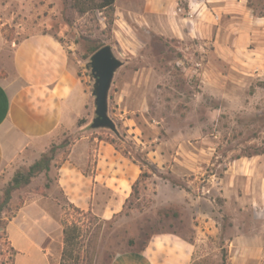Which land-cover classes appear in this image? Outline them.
I'll return each instance as SVG.
<instances>
[{"label": "rangeland", "instance_id": "374dc122", "mask_svg": "<svg viewBox=\"0 0 264 264\" xmlns=\"http://www.w3.org/2000/svg\"><path fill=\"white\" fill-rule=\"evenodd\" d=\"M184 4L180 0V6ZM71 5L72 0H0V22L6 23L7 36L17 26L20 36L49 33L57 38L89 98L80 124L86 136L113 140L114 148L140 164L148 177L140 183L138 199L131 198L121 214L104 222L68 206L56 188L51 165L48 173L12 190L10 201L0 209V264H11L13 258L5 233L8 219L18 207L37 199L53 203L62 230L63 223L76 227L77 243L83 245L79 259L78 244L71 257L61 259L62 236L56 238L51 253L57 264H109L115 254L139 249L152 234L169 231L195 237L191 264H264V197L251 194L241 204L236 199V207L233 199L224 203L215 184L231 162L264 158L263 68L243 75L215 65L218 75L215 70L206 73L209 45L165 38L134 23L109 28L106 12L80 14ZM249 6L253 14L264 15V0H249ZM97 45L110 46L122 62L108 93V116L116 134L90 127L95 107L86 66ZM230 71L240 78L219 75ZM79 139L77 131L59 133L26 150L0 173V205L15 172L27 171L52 146L56 163ZM156 157L165 159L162 167L152 162ZM243 235L249 241L230 244Z\"/></svg>", "mask_w": 264, "mask_h": 264}, {"label": "crops", "instance_id": "0c3cea01", "mask_svg": "<svg viewBox=\"0 0 264 264\" xmlns=\"http://www.w3.org/2000/svg\"><path fill=\"white\" fill-rule=\"evenodd\" d=\"M179 3L114 0L113 23L117 29L134 23L165 38L209 45L206 73L215 70L218 75L215 65L243 75L264 70V15L253 14L249 0H185L184 14L177 13ZM4 26L6 23L0 22V173L26 150L50 141L53 135L80 132V139L56 170V188L67 204L110 221L125 209L131 187L141 174L139 165L109 142L90 139L85 127L77 125L89 110V98L57 38L49 33L20 36L14 26L15 33L7 40L1 31ZM233 71L219 75L240 78ZM163 160L152 158L158 167ZM245 160L231 162L215 179L225 204L233 199L237 207L251 194L264 197V158L256 155ZM184 164L192 163L184 160ZM249 183L255 186H247ZM173 196L174 191L168 197ZM58 213L53 203L43 199L17 210L5 226L13 251L11 264H57L51 247L62 236ZM248 238L236 237L230 244L246 243ZM195 243L192 234L160 232L139 249L115 254L109 264H191Z\"/></svg>", "mask_w": 264, "mask_h": 264}, {"label": "trees", "instance_id": "16d2710c", "mask_svg": "<svg viewBox=\"0 0 264 264\" xmlns=\"http://www.w3.org/2000/svg\"><path fill=\"white\" fill-rule=\"evenodd\" d=\"M71 7L75 8V10L80 14H87V13H91V12L93 13L95 11L106 12V16H107L106 22H105L106 26L110 28L113 25L114 13H115L114 0H97V1L96 0H72ZM259 16H261V15H259ZM1 31H2V33H4L3 28L1 29ZM5 38L7 40L11 39L6 34H5ZM101 47H103V46L102 45L95 46L90 51L91 55L95 51L100 49ZM82 122L83 121L81 119L78 120V122H77L78 126H80V124ZM116 136L118 137V135H116ZM107 142H109L111 145L114 144L113 140H110ZM55 148L56 147L52 146L48 153L42 154L38 160H36L32 165H30L28 167L27 171H17L14 173V175H13V177L9 183V187L5 191L4 200H3L2 204L0 205V209L2 207H4V205L10 201V198H11L10 194H11L12 190L20 188L22 185H27L33 177L37 176L40 173H48L51 169V165L54 166V169H56V170L61 166V164L67 159L69 151L67 153H65L60 160H58L56 163L52 164L53 154L55 152ZM124 156L127 157L126 153L124 154ZM139 167L141 170V174L139 175V178L137 179V181L132 185L131 194H130V197L126 203H128L131 198L138 199L140 183L142 181L146 180V178L148 177L147 173L142 171V166L140 164H139ZM68 206L76 213L86 214V215L91 214L90 212H83V211L73 207L70 204H68ZM20 208L21 207H18L16 210H19ZM62 226H63V230H62L63 249H62L61 259H65V257H71V254L75 250V248L78 244L77 243L78 235L76 234V232H77L76 227L68 226L65 223H63ZM82 246L83 245L81 243V244H78V249L76 248L77 249V255L75 256L76 259H79V257H80V250H81Z\"/></svg>", "mask_w": 264, "mask_h": 264}, {"label": "water", "instance_id": "95a60500", "mask_svg": "<svg viewBox=\"0 0 264 264\" xmlns=\"http://www.w3.org/2000/svg\"><path fill=\"white\" fill-rule=\"evenodd\" d=\"M121 66L122 62L115 57L108 45L95 51L89 58L86 68L93 80L91 96L95 107L91 129H105L115 134L117 132L115 124L108 116V93L114 74Z\"/></svg>", "mask_w": 264, "mask_h": 264}, {"label": "built area", "instance_id": "2783aa9c", "mask_svg": "<svg viewBox=\"0 0 264 264\" xmlns=\"http://www.w3.org/2000/svg\"><path fill=\"white\" fill-rule=\"evenodd\" d=\"M178 6H179V7L177 8V13H179V14H183V13H184V9H183V7L180 6V3H179Z\"/></svg>", "mask_w": 264, "mask_h": 264}]
</instances>
